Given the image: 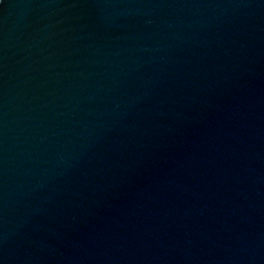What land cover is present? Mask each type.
Instances as JSON below:
<instances>
[{
    "label": "water",
    "instance_id": "1",
    "mask_svg": "<svg viewBox=\"0 0 264 264\" xmlns=\"http://www.w3.org/2000/svg\"><path fill=\"white\" fill-rule=\"evenodd\" d=\"M0 264H264V0H0Z\"/></svg>",
    "mask_w": 264,
    "mask_h": 264
}]
</instances>
